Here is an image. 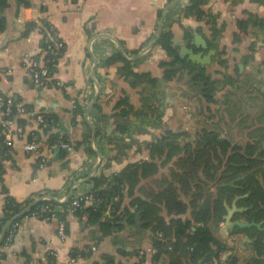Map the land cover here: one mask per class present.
<instances>
[{
    "label": "crops",
    "instance_id": "crops-1",
    "mask_svg": "<svg viewBox=\"0 0 264 264\" xmlns=\"http://www.w3.org/2000/svg\"><path fill=\"white\" fill-rule=\"evenodd\" d=\"M23 1L30 5L25 6L22 0H10L11 6L5 10L8 28L0 33V94L32 105L34 113L59 116L62 135L69 136L73 150L67 151V157L61 159L57 151L46 144L49 135L39 130L30 116L23 117L27 132L35 131L38 136H34L42 140L40 155L48 161L45 168H40V155L25 151V140L14 138L8 145V138L0 129V155L5 148H11L0 177V219L5 217L8 197L24 206L19 215L30 204L46 197H55L60 202H56L58 209L63 212L65 203L61 202L68 196L90 193L94 188L93 178L112 177L130 164L151 161L148 145L167 130L184 134L182 143L193 141L202 130L208 129L242 146L264 144L263 129L257 124L259 119L250 125L243 124L249 116V100L239 93L241 90L264 93V28L252 24L248 29H239V21H250L253 17L264 19V0H206L205 11L214 15L225 28L218 41L219 50L210 44L211 25L184 15L191 0ZM42 19L52 24L64 48L51 84L45 89L34 84L24 58L27 52L41 48L42 36L38 31L28 38L22 36L27 22ZM161 28L162 36L173 33V42L186 45L190 41L188 48L195 54L216 51L207 66L212 78L220 81L217 104H207L198 91L183 80L174 87L163 80L164 69L160 63L169 56L159 45ZM203 43L207 49L203 48ZM173 46L179 55L181 45L173 43ZM223 49L226 52L220 56ZM118 53L130 61L137 58L132 61L137 62L135 69L158 77L159 85L131 88L120 75L121 62L105 64ZM181 59L188 61V55ZM221 59L227 61L226 66L220 65ZM143 88L148 97L145 103L141 95ZM125 91L131 94L132 104L136 111H143L142 115L116 116L119 110H115V106ZM98 93L96 104L100 108L96 109L95 105L90 120L100 134L97 132L93 142V130L86 113ZM260 100V96H255L249 103L257 105ZM76 103L83 108L84 115L77 117L79 130L74 134L72 117ZM239 104L244 107L241 113L234 108ZM169 166L143 180L136 193L146 198L150 189L159 191L160 181ZM24 216L18 218L21 220L15 236L3 249L0 264H72L73 252L78 253L74 264H103L104 254L114 256L118 263L153 264L151 254L143 252L151 232L142 228L139 214L135 226L126 223L122 232L101 240L98 227L84 228L76 215L69 214L65 219L66 241L58 235L59 220H62L59 217L46 221ZM190 216L188 213L183 218ZM223 227L224 224L217 231L221 239L228 235ZM245 244L243 242L242 246Z\"/></svg>",
    "mask_w": 264,
    "mask_h": 264
},
{
    "label": "trees",
    "instance_id": "trees-1",
    "mask_svg": "<svg viewBox=\"0 0 264 264\" xmlns=\"http://www.w3.org/2000/svg\"><path fill=\"white\" fill-rule=\"evenodd\" d=\"M206 0H191V4L184 9L186 17H196L211 25L212 37L210 44L219 50L220 40L225 28L216 20V17L203 8ZM25 6L29 2L22 0ZM11 6L10 0H0V33L8 28L5 10ZM255 24L264 28V19L253 17L250 21H239V29L245 30ZM38 31L41 36V48L45 61L50 60V76L55 73L61 53L64 48L58 47V42L53 40L55 31L48 20L27 22L22 33L23 38H28L33 32ZM236 39L239 37H235ZM49 39V40H48ZM174 35L165 33L159 45L166 50L169 59L162 61L160 66L164 69L163 80L171 86L182 81L192 85L205 102L214 105L219 102L218 92L220 81L213 79L208 73V66L181 59L178 50L173 46ZM48 41V42H47ZM225 49L219 52L222 56ZM249 61L251 58L249 57ZM122 63L120 75L131 88L150 86L157 87L161 81L151 73H140L135 68L137 62L125 59L122 54H115L106 61V65ZM220 65L226 66L227 61L221 59ZM232 79V78H231ZM233 82L234 80H230ZM142 102L148 100L144 88ZM264 95V94H263ZM15 98V97H14ZM18 103L20 99L15 98ZM24 104V103H23ZM31 119H35V109L32 105L24 104ZM100 105L96 104V109ZM119 110L116 116L128 117L131 114L142 115L143 111H136L131 102V94L125 91L115 106ZM44 113V112H42ZM52 120L51 126L39 130L49 138L46 142L49 148L55 149L61 159L67 157V150L61 147L62 143H69L68 135H62L61 119L55 114L44 113ZM84 115L83 108L75 104L72 123L74 134L79 130L77 117ZM26 126V120L20 119ZM27 131V127H26ZM100 134V131H97ZM34 131L26 134L24 140L31 142ZM38 136V135H37ZM184 134L167 130L164 134L148 145L151 151V161H140L128 165L120 173L112 177L102 175L93 178L96 202L92 205L82 203L81 208L74 214L84 228L98 227L99 240L120 233L129 226H135L136 215L141 217L142 228L150 230L151 236L144 253L152 256L153 264H264V146L260 142L247 143L245 146L235 144L229 139L221 138L216 130L204 129L190 142L182 143ZM39 143H42L39 138ZM5 148L0 155V177L5 171L6 162L9 161V151ZM169 166L168 173L160 181V190L150 189L145 195L139 196L136 189L143 180L158 175L162 168ZM108 166V165H107ZM235 186L227 184L238 180ZM75 197L63 204V212L58 217L65 220L70 214V207ZM116 198H119L116 200ZM238 208H246L233 217V222L248 221L261 224L251 228H231L226 238L217 236V231L225 223L224 217L228 214L227 205L232 207L234 201ZM129 200V202H127ZM54 201H43L32 208L24 217L30 216L43 204ZM28 205V204H27ZM24 210L22 204L8 197L5 205V217L0 219V249L11 243L8 241L16 220L7 229L8 223ZM135 210V212H134ZM165 213V214H164ZM191 214L190 218L183 216ZM6 229V230H5ZM157 232L163 234L158 237ZM246 238L251 241L243 247ZM73 257L78 253L73 252ZM4 253L0 254V260ZM103 264H124L116 262L112 255H103ZM52 260V259H51ZM94 264H101L95 262Z\"/></svg>",
    "mask_w": 264,
    "mask_h": 264
},
{
    "label": "built area",
    "instance_id": "built-area-1",
    "mask_svg": "<svg viewBox=\"0 0 264 264\" xmlns=\"http://www.w3.org/2000/svg\"><path fill=\"white\" fill-rule=\"evenodd\" d=\"M39 22V21H37ZM30 37V36H29ZM49 40V39H48ZM53 40L58 42V47L61 48L62 42L60 41L56 32L54 33ZM48 42V41H47ZM43 53L42 48H37L35 51L27 52L24 55L25 63L28 71L30 72L34 84L39 89H45L51 84V72H50V60L45 61L43 57L39 56ZM35 117V123L42 128H48L51 126L52 120L48 119L44 113H32ZM29 115V112L24 104L18 103L16 99L7 94H0V129L1 133L8 138V145H11L12 140L19 139L24 140V137L27 134L26 126L20 123V119ZM61 147L67 151H72L73 147L69 143H62ZM24 149L27 152H33L40 155V143L38 137L33 135V140L31 142H25ZM47 157L40 155V168H45L47 164ZM119 198H116L118 200ZM96 202V198L93 192L88 194L80 195L74 198L72 205L70 207V214L74 215L82 206V203L92 205ZM61 212L57 206H54L51 203L43 204L38 210L33 212L29 217L51 221L58 219V213ZM18 224L15 225V230L11 232V235L8 241L11 243L15 236ZM59 237L66 241L68 239L67 234V223L65 220H59L58 227ZM158 237L163 238L161 232H157ZM4 249V248H3ZM3 249H0V254L3 252ZM95 250V248H94ZM1 261V260H0ZM77 261V257L71 259V263L74 264ZM224 264V262H221ZM217 264V263H210Z\"/></svg>",
    "mask_w": 264,
    "mask_h": 264
},
{
    "label": "water",
    "instance_id": "water-1",
    "mask_svg": "<svg viewBox=\"0 0 264 264\" xmlns=\"http://www.w3.org/2000/svg\"><path fill=\"white\" fill-rule=\"evenodd\" d=\"M162 37V28L160 29V32H159V36H158V40ZM157 42V41H156ZM175 45H181V51L179 53V56L181 58H184L186 55H188V61H192L194 63H198V64H201V65H210L212 63V58L213 56L216 54V51L215 50H210L208 54H204L203 52H200V53H197L195 54L194 51L190 48H188L191 44V42H187L186 45H182L181 43H179L178 41L174 40L173 42ZM156 43H154L150 48H152ZM203 48L207 49V45L203 43ZM137 58H133L131 59L132 61L136 60ZM263 79H264V76H263ZM97 86L99 88V84L97 82ZM98 97H99V93L95 96L94 100L92 101L87 113H86V118L93 130V142L96 140V136H97V129H96V126L92 123V121L90 120V115L92 113V110L94 109L96 103H97V100H98ZM238 180H235L229 184H227L226 186H235V183L238 182ZM70 197L71 196H68V198L64 201V202H61L62 204L63 203H67L69 200H70ZM240 198H237L232 207L228 206L227 205V212L228 214L224 217L225 219V223H224V227H223V230L224 232H228L229 229L231 228H235V227H240V228H251V227H254V226H257L258 228H261V224H256V223H250L248 221H236V222H233V217L236 213L238 212H243L246 210V208H238L237 207V202ZM46 200H50V201H54V202H59L55 197H46V198H43V199H40L32 204H30L28 206V208L21 214L18 216V218L26 215L32 208H34L35 206H37L39 203L43 202V201H46ZM60 203V202H59ZM16 218V219H18ZM16 219L12 220L7 226H6V229L14 223V221H16ZM138 221H139V217H137ZM5 229V230H6ZM4 239V235L0 238V243L3 241ZM251 240L249 238H246L244 243H247V242H250Z\"/></svg>",
    "mask_w": 264,
    "mask_h": 264
},
{
    "label": "rangeland",
    "instance_id": "rangeland-1",
    "mask_svg": "<svg viewBox=\"0 0 264 264\" xmlns=\"http://www.w3.org/2000/svg\"><path fill=\"white\" fill-rule=\"evenodd\" d=\"M239 93L243 94L245 96V99H248L249 101L252 100V97L253 98L255 96H260L261 97V100L258 101L257 105L253 104V102L249 103V101H248V105L247 106L250 108V109L248 108L249 116H247L248 118H246V121H243L244 122L243 124L244 125H250L251 123L255 122L254 120L258 121V119H259L261 122L259 121V122H257V124L259 123L258 126L262 127L263 130L261 131V133H263V136H264V95H263L264 93L257 92L256 90H252V91H249V92H245L244 90H241ZM230 99L234 100L235 98L234 97H230ZM239 105L234 106L235 111L237 113H241L240 109L244 108L243 106H241V104H239ZM229 107L233 108L232 105H229ZM235 111H233V113L237 114ZM233 126H234V124H233ZM225 127H227V126H225ZM263 146H264V144H263Z\"/></svg>",
    "mask_w": 264,
    "mask_h": 264
}]
</instances>
